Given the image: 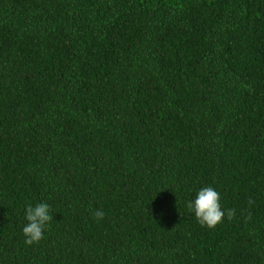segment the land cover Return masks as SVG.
I'll return each mask as SVG.
<instances>
[{
  "label": "trees",
  "instance_id": "1",
  "mask_svg": "<svg viewBox=\"0 0 264 264\" xmlns=\"http://www.w3.org/2000/svg\"><path fill=\"white\" fill-rule=\"evenodd\" d=\"M0 264H264V0H0Z\"/></svg>",
  "mask_w": 264,
  "mask_h": 264
},
{
  "label": "clouds",
  "instance_id": "2",
  "mask_svg": "<svg viewBox=\"0 0 264 264\" xmlns=\"http://www.w3.org/2000/svg\"><path fill=\"white\" fill-rule=\"evenodd\" d=\"M221 194L212 187H204L199 190L194 202L189 201L187 207L194 211L195 217L202 226L208 228H215L223 222L225 211L222 209ZM250 204L254 201L250 200ZM50 205L41 202L33 207L29 204L26 208V219L28 223L23 228V233L26 237L25 243L32 245L43 240L46 226L50 224L53 217L50 214ZM97 219H103L104 213L102 210H97L94 213ZM235 216V209L227 210V218L233 219Z\"/></svg>",
  "mask_w": 264,
  "mask_h": 264
}]
</instances>
